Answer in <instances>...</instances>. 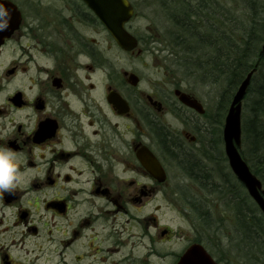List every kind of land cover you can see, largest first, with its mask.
<instances>
[{
    "label": "flooded vegetation",
    "instance_id": "1",
    "mask_svg": "<svg viewBox=\"0 0 264 264\" xmlns=\"http://www.w3.org/2000/svg\"><path fill=\"white\" fill-rule=\"evenodd\" d=\"M60 1L45 12L38 1L0 0L16 8L0 32V145L17 153L25 176L12 193L0 192V264H178L194 246L226 264L222 213L213 216L216 207L200 195L168 205L175 227L156 214L167 165L186 170L198 191L226 185L214 170V108L208 112L176 75L167 91L147 92L139 74L110 62V51L127 64L154 40L133 35L136 47L124 50L82 0ZM171 28L165 61L175 66L181 53ZM222 128L225 175L232 173ZM149 154L163 182L142 163ZM207 161L214 172L204 186L196 169L205 172Z\"/></svg>",
    "mask_w": 264,
    "mask_h": 264
},
{
    "label": "trees",
    "instance_id": "2",
    "mask_svg": "<svg viewBox=\"0 0 264 264\" xmlns=\"http://www.w3.org/2000/svg\"><path fill=\"white\" fill-rule=\"evenodd\" d=\"M240 2L243 3L241 5V11L239 12V14H242V19L241 17L239 18V16L236 17L235 13V15L231 17L232 13L227 12V14H229L228 17L221 12L223 16L220 17L223 25L222 30L231 40V45H228L229 47L224 45L226 47V54H222L224 57L222 60L218 58V55L215 56V58L211 57L216 60L208 58L209 54H206V52H210L211 50L216 51L214 47H209L208 45L198 47L195 43V46H188V44L184 42L183 37L177 39L176 44L179 45L178 47H176L177 45L175 46L176 53L178 55L179 52L181 53L177 58V64L175 62V67L184 73L185 76H192L195 79L197 76L201 79V72L198 68L205 67L209 70L207 77H205L206 79H201L205 86L208 85V87L214 88V85L221 86L223 81L226 80L227 87L224 88L219 97L220 101L218 103L220 107L214 110V122L218 121L217 119L223 116L224 110L230 102L229 99L232 96L231 93L234 90L233 88L239 81L244 79V76H246L248 72L255 70L254 74L251 76V89L248 95H250V97L252 96L255 100H259L262 95H264V60L262 59V61H259V56L255 55L257 52L261 51L264 40V0H242ZM229 21L232 26L229 25L227 27L225 24H229ZM250 21L256 22L259 31L253 34V37L249 38L241 33L243 27L248 25ZM174 38H176V36ZM227 49H229V52H227ZM200 56H204L208 62L196 64L195 60L198 57L200 58ZM192 70L196 72V74H192ZM247 97L246 94L245 98ZM258 100H256V102ZM261 110L262 109H259V114L262 112ZM251 137L255 143L250 144L249 151L254 161H251L252 165L250 164L249 167L251 172L260 179L264 188V127L259 124L257 130L252 129ZM239 152L243 156L244 151L240 150ZM261 155L262 161L258 158ZM196 171L198 175H203V172L201 173L198 168ZM224 172L225 167L224 170L220 169V172L218 171V175L223 177L219 178L220 181L223 179L226 180V185H222L220 190H213L212 193L215 194V197L224 200L227 207H231L233 216L235 217V224L239 231H237L239 237L236 236L235 245L239 249L243 264H264V217L260 214L258 207L246 194L243 185L237 180L234 181L232 174L225 173L224 175ZM192 174L193 176H197L196 172L192 171ZM232 180L234 184H232ZM229 261H227L228 264Z\"/></svg>",
    "mask_w": 264,
    "mask_h": 264
},
{
    "label": "rangeland",
    "instance_id": "3",
    "mask_svg": "<svg viewBox=\"0 0 264 264\" xmlns=\"http://www.w3.org/2000/svg\"><path fill=\"white\" fill-rule=\"evenodd\" d=\"M33 2H40L42 7H46L47 10H43L45 12H49L52 10L53 7H57L59 5L64 4L62 1L58 0H32ZM135 8L134 17L132 18L131 22L129 23L128 29L130 32L135 36H144L148 35V38H151L152 44L149 43V51L144 53L142 56L137 57V55H130L128 54L126 58V62L122 61V58L117 52H114L112 49L111 52V59L110 62H113L116 66L126 65L129 71L134 72L135 74H139L141 76L142 85L146 87L147 92L149 91H167L170 87L171 83L173 82L171 78H174L175 75L178 76L177 81L182 84L183 88H188V90L193 91L196 97L203 101L205 104V108L208 112L212 111L213 103L215 102L214 97H216L217 92L219 91V85H214V88H210L203 84V80L196 76V79L192 76L187 77L184 73L177 69L174 65H171L170 62L165 61L168 58V53L166 46L168 42H170L171 35H172V28L169 17H167V11L163 7L164 0H130ZM242 0H217L220 8L218 13L221 12L229 17L228 13H232L231 17L236 14V17L239 18L242 14H239L241 11V5L243 4L240 2ZM69 3V2H65ZM164 8V11L163 9ZM235 13V14H234ZM224 19V18H223ZM242 19V17H241ZM222 19H220L221 21ZM220 23V22H218ZM227 27L230 25L226 23ZM154 52L151 54L150 52ZM187 77V78H186ZM179 84V85H180ZM214 99V100H213ZM246 103V105H245ZM249 103L248 97L245 99L244 104L242 105V113H241V131L243 134V127L246 123V118L250 114L249 107L247 106ZM213 112V111H212ZM222 121V120H221ZM170 122L175 123L176 121L171 118ZM222 124H217L214 122V132L215 134V149L214 154L215 158H218V162L215 165L214 170L219 171L220 169L224 170L225 164L219 161L223 152V144L220 143L221 138V128ZM241 136V142H242ZM218 149V150H217ZM243 150V158L246 163L249 165L251 161L254 160L251 158V152L249 151L248 147L244 142H242L239 151ZM257 154V152H256ZM213 156V155H212ZM208 162V161H207ZM167 181L166 185L164 186V191L161 194H158L156 199V204L158 206V220H160L161 224H171L172 226H176L174 221L170 218V214L173 213L170 211L168 205L170 204H185L187 200H190L193 195L195 198L197 194L200 195L207 204L205 206H209L215 208L213 211V216L217 215L218 212H221V216L223 218L222 223V233L224 239V246L226 249L225 260L226 264L229 261V264H243V259L240 257L239 249L236 247V236H238V228L235 224V217L233 216L231 207H227L224 203V200L221 198L215 197V194L212 193V190H206L202 192L201 190L198 191L195 185L192 183H187L184 180L185 171L179 166L176 167L174 165H167ZM214 170H212V166L208 162L207 166L205 164V169L203 175H211ZM189 172V171H187ZM190 174V173H189ZM221 177V176H220ZM222 178V177H221ZM201 182V180H200ZM199 187V186H198ZM199 189H201L199 187ZM199 192V193H198ZM202 193V195H201ZM190 197V198H189ZM217 198V199H216ZM251 199V198H250ZM252 201V200H251ZM253 202V201H252ZM254 211V210H253ZM238 231V232H237ZM239 237V236H238Z\"/></svg>",
    "mask_w": 264,
    "mask_h": 264
},
{
    "label": "water",
    "instance_id": "4",
    "mask_svg": "<svg viewBox=\"0 0 264 264\" xmlns=\"http://www.w3.org/2000/svg\"><path fill=\"white\" fill-rule=\"evenodd\" d=\"M89 10H92L95 16L101 21L106 30L110 33L112 39L124 50H131L136 47L137 40L125 29L124 25L127 23L132 14L128 0H82ZM10 10L13 16L16 12L15 6L10 3ZM17 16V15H16ZM252 71L247 73L243 82L234 94L233 101L228 108V112L224 117V125L222 128V141L224 143V153L227 158L232 174L244 186L247 195H250L255 205H257L262 216H264V190L260 180L250 171L248 165L242 160L238 151L240 146L241 135V103L243 101L246 87L251 79ZM130 78L133 79L131 75ZM179 101L183 102L189 107H193L198 112L203 113L202 106L194 99L189 100L185 94L179 96ZM148 158H143L141 161L145 168L153 174L159 181L163 182L164 172L160 167L157 159L152 155ZM178 264H215L209 258L201 247H191L178 261Z\"/></svg>",
    "mask_w": 264,
    "mask_h": 264
},
{
    "label": "bare ground",
    "instance_id": "5",
    "mask_svg": "<svg viewBox=\"0 0 264 264\" xmlns=\"http://www.w3.org/2000/svg\"><path fill=\"white\" fill-rule=\"evenodd\" d=\"M163 7L167 11V16L172 19L173 23L172 26H174V34L177 38L183 37L184 42L189 45L196 46H204L208 45L209 47H214L216 51L211 50L210 52L207 51L206 54H209L208 58L214 57L218 55L219 59H223V55L225 53L226 47H229L231 45L230 37L222 30V21H220L218 11H219V4H215L211 1H205V0H164ZM164 11V9H163ZM165 12V11H164ZM217 16V17H216ZM220 16V15H219ZM217 19L220 23H212V21ZM199 21H203L204 24L208 22V25L200 27L197 23ZM259 31L258 26L256 25V22H249L248 25L243 27V31L241 34L250 37H253V34H256ZM236 43V42H234ZM201 44V45H200ZM226 45V47L224 46ZM229 45V46H228ZM195 46V45H194ZM222 52V53H221ZM227 52H229V49H227ZM223 54V55H222ZM255 55L259 56V61L264 60V40L262 44V49L260 52H257ZM211 58V59H214ZM216 60V59H214ZM208 62L206 61V58L204 56H200L195 60L196 64ZM201 72V79H206L207 74L209 70L205 67L198 68ZM255 71V70H254ZM254 71H252L251 76L254 74ZM251 72V71H250ZM194 72L192 70V74ZM249 73V72H248ZM245 77V76H244ZM244 80V79H243ZM243 80L239 81L236 86L233 88L234 90L231 93L230 102L226 106L223 117L226 116L227 110L232 103V99L234 97V94L238 90L239 86L243 82ZM251 80L252 77L247 85V89L245 92V95L247 94L249 103H248V109L250 110V114L246 118V123L243 127V134H242V140L246 145V148L250 147V144H254L255 141H253L251 137V131L252 129L257 130L259 124L264 127V95L256 102V100L250 95V87H251ZM226 80L223 81L222 85L219 87V91L217 92L216 97H214L215 102L213 103L214 110H217V107L219 106V97L221 93L223 92L224 88H226ZM256 88V84H255ZM244 95V96H245ZM213 99V100H214ZM218 99V100H217ZM246 99V98H245ZM218 103V104H217ZM259 109H262L259 114ZM255 152V151H253ZM261 157V158H260ZM261 161L262 155L258 157ZM258 159V160H259ZM257 160V161H258ZM259 160V161H260ZM212 180L211 175H201V181L204 186ZM214 188H217L216 184H213Z\"/></svg>",
    "mask_w": 264,
    "mask_h": 264
},
{
    "label": "clouds",
    "instance_id": "6",
    "mask_svg": "<svg viewBox=\"0 0 264 264\" xmlns=\"http://www.w3.org/2000/svg\"><path fill=\"white\" fill-rule=\"evenodd\" d=\"M12 19L11 10L0 2V32L7 31ZM25 180L19 169V158L11 148L0 145V192L12 193Z\"/></svg>",
    "mask_w": 264,
    "mask_h": 264
}]
</instances>
